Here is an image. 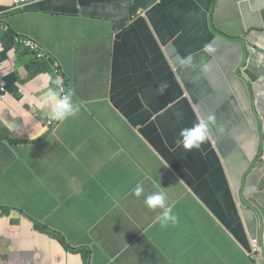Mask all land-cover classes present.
I'll return each instance as SVG.
<instances>
[{"label": "crops", "instance_id": "1", "mask_svg": "<svg viewBox=\"0 0 264 264\" xmlns=\"http://www.w3.org/2000/svg\"><path fill=\"white\" fill-rule=\"evenodd\" d=\"M33 1L40 10L10 16L14 32L52 54L62 47L52 40L66 32L92 31L99 42H83L90 97L54 131L51 105L41 103L53 78L30 77L34 57L23 48L0 62V264H84L41 232L48 227L90 249L92 264H173L169 256L188 236L209 242V255L224 254L220 264H255L247 252L255 237L264 245V203L258 220L237 194L251 157L239 155L231 179L222 150L234 137L264 170V0H208L204 21L194 13L195 32L183 29L189 0ZM65 71L79 83L78 69ZM108 102L114 124L99 113ZM208 115L216 146L179 150L181 129ZM137 185L181 197L170 198L178 223L162 227V211L134 195Z\"/></svg>", "mask_w": 264, "mask_h": 264}, {"label": "clouds", "instance_id": "2", "mask_svg": "<svg viewBox=\"0 0 264 264\" xmlns=\"http://www.w3.org/2000/svg\"><path fill=\"white\" fill-rule=\"evenodd\" d=\"M245 0H234L235 4H240L244 2ZM40 4L39 1H33V0H12L11 4L8 6L1 5L0 4V62L4 59L8 58V63L12 62L11 53H15L18 49L23 48L28 53H30L34 59L31 64H29V70H30V77H35L36 75L40 74L39 72V65L46 64L49 62H58L56 60V57L49 52L40 42H38L35 38L29 37V35L16 33L13 30V27L9 21L10 16L18 13H24V12H30V11H37L38 5ZM80 14V12H78ZM30 38L32 41H36L37 44H32L30 42H24L26 38ZM16 43L15 47H11L12 42ZM8 48V49H7ZM205 51L208 53L214 52V49L211 47V45H205ZM191 62V57H188L185 61H182L184 64H189ZM58 70L60 71L59 75H56L55 72L52 73L48 69L46 70V73L50 75L53 78V82L59 83L61 82H69V78L67 76L66 71L63 68L62 63L59 61ZM11 71L15 70V64L13 63ZM242 74L244 75V82L248 86L249 85V78L246 75L247 70L241 69ZM54 87V85H53ZM169 84L168 83H161L157 89V91L160 94H163L166 89H168ZM1 90L4 92L5 88L2 87ZM6 98L5 95H2L0 97L1 100H4ZM41 103L45 106L51 105V118L48 120V128L51 131L56 130L57 126L67 120L70 117L76 116L80 109L78 105H73L71 101V94L64 95L61 97L55 90L49 89L46 97H44L41 101ZM215 122V116L214 115H208L207 118L202 117V119L193 124L192 126L186 127L181 129L179 133V139L176 140V144L178 145V149L185 152L188 155H193L195 153L203 151L206 147L211 146L215 147L214 138L211 135L210 130V124ZM259 177L255 175L254 180L258 179ZM253 184L256 186L255 182ZM257 192L255 191L254 194ZM262 193L258 194L255 199V204H250V202L247 200L246 202L243 201V195L240 196L241 202L247 207V205H250V208L254 211V216L259 220L261 209L257 211V209L260 207V198L263 197L264 203V195H261ZM264 194V192H263ZM134 195L138 196L139 198L144 200V203L146 207L149 209H156L161 210L162 214L159 217L160 223L162 227H166L169 223L175 225L178 223V218L176 215L172 214V209L167 206V204H170V199L166 198L169 197L168 193L166 191H158L155 193L148 192L145 188H142L140 185H137V187L134 190ZM248 208V207H247ZM249 209V208H248ZM48 230L55 231L62 236L65 237L67 244L74 249H83L85 251L90 252L91 259L90 264H92V258H93V252L90 249H86V247H80V246H74L72 245L64 233H62L60 230L54 229V228H47ZM43 234L47 235L51 239L57 241L68 253L72 254H78L82 257V261L84 262L83 254L81 252H72L66 249V247L56 238L51 237L48 233ZM255 241H258L259 243L256 245ZM141 246H147L148 244L145 241H142ZM247 256L255 263V264H264V245L262 241V237L258 236L255 237L252 241V248L250 251L247 252Z\"/></svg>", "mask_w": 264, "mask_h": 264}, {"label": "rangeland", "instance_id": "3", "mask_svg": "<svg viewBox=\"0 0 264 264\" xmlns=\"http://www.w3.org/2000/svg\"><path fill=\"white\" fill-rule=\"evenodd\" d=\"M192 7L188 13V16L184 22L183 29L188 32H195L198 30V25L196 23V19L194 17V13L198 9L199 11V17H201V22L204 21L203 14H204V5L208 3V0H189ZM218 33L220 31L218 30ZM58 44H61V48H58L56 52H53L54 56L56 57V60L58 62H49L46 64L39 65V72L40 73H46L45 68H48L49 71L54 73L59 68V61L62 62L64 70H74L78 69V76H79V83L75 84L73 82H61L59 83L54 82L52 85H54L53 89L61 96L71 94V101L73 105H78L81 107L84 105L83 102H81L80 98L85 97L89 98V90L84 88V82L87 80V72L83 69V42H88L91 45H96L99 40L95 33L92 31H89L88 33H83L81 31L78 32H66L63 38L60 41L52 40ZM24 42H30L33 45L37 44L36 41H32L29 37L24 40ZM16 43L15 41L12 42L11 47H15ZM47 46L52 51L51 45L49 42H47ZM8 49V48H7ZM92 51L96 52L95 49ZM187 51V49H186ZM93 57H95V54H93ZM51 77H48L46 80H48ZM113 110V105L111 102L106 103L103 108L100 110L101 117L109 122H112V118L110 117V114ZM114 124V123H113ZM122 130L124 132L125 126L122 125ZM222 158L224 159L226 169L231 176V179L236 175L238 168L242 162V159L240 158V154L245 156H250V167L249 169L244 172L242 175V193H237L239 195H244L246 199L250 202V204H255V199L258 194L264 192V170H261L259 166H257V163L255 162L254 155L255 151L241 145L239 140L234 137H229L225 140L224 147L222 150ZM255 175H257L260 180L261 184L254 185L253 181L255 178ZM247 182L251 187L247 192H243L246 189ZM257 192L254 194V192ZM166 198H172V200H181V197H166ZM233 200L235 201L234 197ZM168 207H173L172 204H167ZM249 210L252 212L253 210L250 208V205H247ZM153 210V209H152ZM153 211H156L154 209ZM211 214L218 219L217 216V210L215 208L210 209ZM254 212V211H253ZM175 214V213H172ZM204 220L207 221L208 217L205 215L203 216ZM218 232V230L216 231ZM167 239V237H166ZM209 242L201 243L192 237L188 236L185 237V239L178 245V250L171 254L169 256L170 261H172L173 264H220L221 261H225V255L222 253H217V256L215 255H209L207 253V245ZM205 251V252H203ZM193 260V261H192ZM100 260H96V264H100Z\"/></svg>", "mask_w": 264, "mask_h": 264}, {"label": "trees", "instance_id": "4", "mask_svg": "<svg viewBox=\"0 0 264 264\" xmlns=\"http://www.w3.org/2000/svg\"><path fill=\"white\" fill-rule=\"evenodd\" d=\"M214 34H215V30H214ZM47 69L48 68H45V71ZM259 198H260L261 202H263V197H259ZM261 202H260V204H261ZM259 209H260V207L257 209V211ZM41 232L48 233L51 237L56 238L57 240H59L66 247V249H68L69 251H72V252H81L83 254V258H84L85 264H90V259H91L90 252L85 251L83 249H74V248H71L67 244V241H66L65 237L62 236L61 234L55 232V231H51V230H48L47 228H44V229L41 230Z\"/></svg>", "mask_w": 264, "mask_h": 264}, {"label": "built area", "instance_id": "5", "mask_svg": "<svg viewBox=\"0 0 264 264\" xmlns=\"http://www.w3.org/2000/svg\"><path fill=\"white\" fill-rule=\"evenodd\" d=\"M17 1H20V0H17ZM55 74H56V75H59V74H60V71H59V70L55 71ZM255 243H256V245H257L259 242H258V241H255Z\"/></svg>", "mask_w": 264, "mask_h": 264}, {"label": "flooded vegetation", "instance_id": "6", "mask_svg": "<svg viewBox=\"0 0 264 264\" xmlns=\"http://www.w3.org/2000/svg\"><path fill=\"white\" fill-rule=\"evenodd\" d=\"M240 228H241V229H244V226H243L242 224H240Z\"/></svg>", "mask_w": 264, "mask_h": 264}]
</instances>
